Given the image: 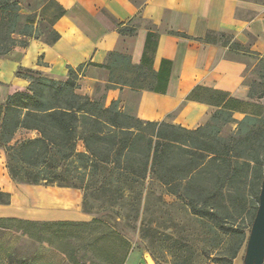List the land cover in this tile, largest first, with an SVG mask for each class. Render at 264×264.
Returning a JSON list of instances; mask_svg holds the SVG:
<instances>
[{
	"label": "crops",
	"instance_id": "crops-1",
	"mask_svg": "<svg viewBox=\"0 0 264 264\" xmlns=\"http://www.w3.org/2000/svg\"><path fill=\"white\" fill-rule=\"evenodd\" d=\"M19 1L24 14L40 15L51 1L65 14L52 26L60 35L57 42L32 39L28 47L0 58L3 103L29 88L21 70L66 81L70 69L82 67L78 93L95 97L97 87L109 81L103 66L118 53L136 69L124 72L106 92L107 106L120 101L125 110L129 94L137 92L140 120L196 130L225 106L235 121L251 115L250 108L264 107V98H249L247 83L257 64L251 54L264 55V0H47L35 10L31 0ZM234 43L244 51L232 50ZM122 72L117 70V78ZM0 178V190L13 194L15 185L2 165ZM32 188L37 191L31 214L21 215L24 220L66 222L84 216L81 190L25 185L26 191ZM8 207H1L6 216ZM243 256L233 264H244Z\"/></svg>",
	"mask_w": 264,
	"mask_h": 264
},
{
	"label": "trees",
	"instance_id": "trees-1",
	"mask_svg": "<svg viewBox=\"0 0 264 264\" xmlns=\"http://www.w3.org/2000/svg\"><path fill=\"white\" fill-rule=\"evenodd\" d=\"M48 9L52 11V19L49 28L42 31L43 21H39L37 13H22L19 0H0V58L15 47H28L32 39H44L48 44L59 40L60 35L52 26L65 10L53 1ZM229 42L227 39L226 43ZM231 49L244 51L237 43ZM251 55L258 60L252 70L258 77L247 82L249 98L259 100L264 98V55ZM103 67L110 75L100 98L78 93L82 67L70 69L66 81L49 79L32 70L18 72L29 79V88L7 98L0 118V146L7 151L11 178L30 185H56L86 192L90 179L99 175L104 166H112L111 173L119 179L126 177L134 182L145 180L151 173L170 194L188 200L194 215L219 224L225 215L215 213L220 207L212 203L208 186L201 184V180L208 174L209 163L217 158H233L227 178L218 187L223 197L228 187L249 176L252 164L258 166L264 162L259 152L251 144L247 145L254 136V131L248 134V129L256 125V117L247 115L235 121L225 106L196 130L166 122L143 121L135 113L132 115L131 109L123 110L120 101L107 106L106 92L115 88L124 72L136 69L130 59L112 53ZM117 70L123 71L119 78ZM233 122L238 123V132L230 138L220 137L222 128ZM21 130L35 131L38 137L13 143ZM79 142L84 144L83 152L78 151ZM240 169L244 174L239 173ZM102 184L101 180L96 181V185ZM5 196L0 192V204L7 203L2 201ZM231 208L226 203L220 210L229 215ZM250 231L251 227L249 234ZM236 232H240L241 241L229 264H233L242 247L246 248L249 237L242 229Z\"/></svg>",
	"mask_w": 264,
	"mask_h": 264
},
{
	"label": "rangeland",
	"instance_id": "rangeland-1",
	"mask_svg": "<svg viewBox=\"0 0 264 264\" xmlns=\"http://www.w3.org/2000/svg\"><path fill=\"white\" fill-rule=\"evenodd\" d=\"M43 1L47 0H31L32 10ZM49 12L47 9L39 15V21H43L42 31L49 28L52 19ZM252 59L258 62L256 57ZM257 77L251 71L247 82ZM99 87L100 92L95 91L97 98L104 94V85ZM0 96L2 118L5 103L4 95ZM128 97L133 115L138 93ZM249 111L257 122L248 129V134L254 131V136L247 145L251 144L263 159L264 107ZM237 132L238 123L233 122L222 128L220 137L230 138ZM36 137L35 131L21 130L13 143ZM77 148L79 152L85 150L81 142ZM233 162V158L215 159L207 165L208 174L201 180V184H207L214 205L220 209L226 203L232 205L229 215L220 209L215 212L225 215L219 224L194 215L188 200L170 194L151 173L145 180L134 182L126 177L119 179L117 174L111 173L112 166H104L94 180L90 179L86 192L81 190L84 194L82 218L66 222L27 221L21 215L31 214V198L37 190L32 188L27 192L25 185L30 184L12 179L13 194L0 190L6 195L2 201L7 202L0 204V264H148L146 255H150L155 264H229L241 241V234L236 231L242 229L249 236L259 207L264 175L263 161L258 166L252 164L249 176H243L228 190L226 187L222 197L218 187L227 178ZM0 165L9 173L7 151L1 146ZM97 180L103 184L96 185ZM6 205L10 210L8 216L1 208ZM229 231L234 232L229 234ZM244 252L245 247H242L239 254Z\"/></svg>",
	"mask_w": 264,
	"mask_h": 264
},
{
	"label": "water",
	"instance_id": "water-1",
	"mask_svg": "<svg viewBox=\"0 0 264 264\" xmlns=\"http://www.w3.org/2000/svg\"><path fill=\"white\" fill-rule=\"evenodd\" d=\"M146 261L155 264L150 255H146ZM244 264H264V175L259 207L244 252Z\"/></svg>",
	"mask_w": 264,
	"mask_h": 264
}]
</instances>
